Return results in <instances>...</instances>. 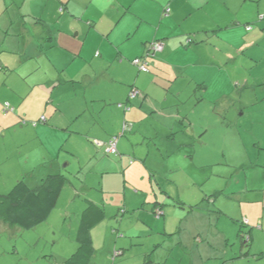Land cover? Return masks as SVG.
I'll return each instance as SVG.
<instances>
[{
	"label": "rangeland",
	"instance_id": "obj_1",
	"mask_svg": "<svg viewBox=\"0 0 264 264\" xmlns=\"http://www.w3.org/2000/svg\"><path fill=\"white\" fill-rule=\"evenodd\" d=\"M228 6H233L230 13L235 10L233 18L242 19L238 24L229 19L230 25L220 37L212 36L215 45L199 50V62L207 67L208 75L199 66L192 71L194 79L187 73L185 80L176 82L171 92L176 95L182 89L183 95L173 105V93L168 94L161 115L166 121L158 114L140 120L123 117L119 102L97 109V118L106 130L113 131L121 117L122 125L124 120L128 122L127 132L120 138L125 149H118L125 157L104 152L105 157L122 161L121 166L102 173L94 165L101 154L97 158L90 147L76 148L78 158L70 156L61 163L68 182L51 216L32 229L9 224L0 227V264H66L79 249L80 216L89 200L105 206L106 217L92 229L95 252L87 264H140L149 252L163 264H264V232L259 225L264 200L258 198L264 193V39L261 46L247 47L248 58L235 51L242 45L237 39L247 26L254 30L264 26V20L243 18L257 16L259 7L264 10V0L210 3L216 16ZM228 51L233 58L225 56ZM135 67L137 75L143 73ZM119 72L114 71L115 75ZM158 85L154 93L162 96L168 85L163 81ZM202 95L205 99L199 102ZM224 97L228 98L218 103ZM7 104L11 113L5 112ZM3 105L4 174L0 185L4 187L0 192L8 193L21 180L36 186L32 184L42 175L40 169L48 172L51 164L44 163L43 143L31 140L20 145V128L7 120L15 107L9 100ZM179 108L182 117L172 130L176 140H169L166 131L171 134L174 120L165 113ZM182 139L185 145H181ZM62 151L66 155L65 146ZM28 160L40 165L35 173ZM133 163L142 167L133 170ZM254 204L259 207L251 209ZM245 218L255 222L247 223ZM118 250L123 253L113 261Z\"/></svg>",
	"mask_w": 264,
	"mask_h": 264
},
{
	"label": "crops",
	"instance_id": "obj_2",
	"mask_svg": "<svg viewBox=\"0 0 264 264\" xmlns=\"http://www.w3.org/2000/svg\"><path fill=\"white\" fill-rule=\"evenodd\" d=\"M212 1L0 0V114L3 116L0 118V178L4 174V100H9L15 107L11 115L12 109L5 107V112H10L7 114L9 125H17L22 132L20 145L31 140L45 145L42 157L44 163L51 164V168L48 172L40 169L42 175L37 176L32 185L38 186L50 174H64L60 169L62 161L70 156L78 158V147L92 148L97 158L101 154L94 165L102 173L114 168L117 171V165L122 161L119 163L117 158L105 157L106 143L117 136L118 149H125V141L120 138L127 132L128 122L124 120L122 125L123 117L140 120L147 114L151 117L158 114L166 121L161 115L165 112L168 94L173 93L174 102L183 95L182 89L176 95L171 92L176 88V82L180 78L185 80L187 73L194 79L196 75L192 71L199 66L203 67L204 75L209 73L199 62L201 47L215 45L210 41L211 37H220V32L230 25L229 19L236 24L242 19L236 18L238 15L233 18L235 10L230 13L229 8L233 6L225 7L224 13L216 16L217 12L210 7ZM258 9L257 16L247 14L248 17H243L245 21L264 20V14L259 17L264 10ZM65 24L69 27L62 28ZM247 28L245 34L237 39L242 40V45L235 47V51L243 52L241 57L245 58H248L245 54L247 47L261 46L260 40L264 39V26L256 30ZM190 38L193 39L191 42ZM155 40L164 41L165 48L150 58L148 72L142 71L137 75L133 59L147 54V43ZM232 53L228 51L225 56L233 58ZM15 54L16 57H12ZM249 59L257 61L254 57ZM115 70L121 72L115 75ZM161 81L168 85V89L162 90V96H156L154 87H158ZM134 85L141 89L142 95L131 101L128 111L120 109L124 116H119L117 120L121 117V121L116 123L113 131L106 130L107 126L99 122L96 110L117 102L131 104L128 98ZM201 86L209 89L203 82ZM226 98H221L218 103ZM180 109L165 113L167 118L174 120L171 134H168L169 129L165 134L169 140H176L172 130L182 117ZM36 120L39 122H33ZM118 131H121L119 135H113ZM184 139L181 145H185ZM96 141L102 144L97 145ZM63 146L66 155L62 151ZM119 156L121 159L125 157L120 152ZM27 163L35 167L33 173L40 166L29 160ZM77 165L79 167L80 162ZM139 167H142L140 163H133L131 168ZM258 198L264 200V193H259ZM93 202L89 200V204ZM257 207L259 205L254 204L251 209ZM103 210L99 216L96 213L91 219L89 217L96 222L92 229L106 217L105 206ZM82 216L85 215L81 214L80 220ZM245 219L247 223L255 222V219ZM7 225L0 220V227ZM259 225L264 232V210ZM147 254L152 257L151 252L146 253L144 261ZM152 259L158 262L157 257Z\"/></svg>",
	"mask_w": 264,
	"mask_h": 264
},
{
	"label": "trees",
	"instance_id": "obj_3",
	"mask_svg": "<svg viewBox=\"0 0 264 264\" xmlns=\"http://www.w3.org/2000/svg\"><path fill=\"white\" fill-rule=\"evenodd\" d=\"M167 11H170V9L168 8ZM247 29H251V27L248 26ZM192 40L193 39L190 38L189 42H191ZM155 41L162 42L163 49L165 48L164 41L162 40H155ZM152 42L154 41H151L149 45ZM147 49L149 48L147 47ZM155 54L156 52H153L150 55H148L147 58L148 64L150 63V58ZM143 56L144 55L140 57ZM135 59H133V62ZM149 70L150 69H148V71ZM134 87L140 89L137 86ZM134 87H132V89ZM203 99H205L204 95L200 96L198 100L201 102ZM128 100L130 101V103L133 100L130 99V94ZM123 104H128L130 106L128 102ZM113 155L117 156V154H113ZM67 182H68V177L65 174H50L48 176H45L42 179V182L35 188L30 187L25 182V180L18 181L8 193L0 192V220L8 223L10 226H19L20 228H24V229L35 228L38 224L47 220L52 210H54V208L57 206L60 194ZM103 211H104L103 206H101L100 204L98 205L94 202L90 203L85 208V211L82 213V215L84 214L85 216L84 217L82 216L80 228L78 232L79 249L69 259L66 260L67 262L66 264H69V262H71V264H87L92 260L95 249H94L91 229L96 222L90 219L92 218L91 217L92 215L97 213V216H99L100 214L103 213ZM241 232L242 230H240V233ZM116 257L117 256L113 255L112 260L115 261ZM140 264H162V263L155 262L152 259L151 255L147 254L146 260Z\"/></svg>",
	"mask_w": 264,
	"mask_h": 264
},
{
	"label": "built area",
	"instance_id": "obj_4",
	"mask_svg": "<svg viewBox=\"0 0 264 264\" xmlns=\"http://www.w3.org/2000/svg\"><path fill=\"white\" fill-rule=\"evenodd\" d=\"M163 49V43L160 42V41H154L152 42L150 45H149V49H148V53L145 54L143 57H137L135 60H134V63L139 67V69L141 71H148L149 69V64H148V55H150L151 53L153 52H157V51H161ZM142 95V92L140 89L138 88H133L130 92V99H135L137 98L138 96ZM120 106L124 107L125 109H130L129 105L128 104H123V103H120L119 104ZM7 109H10L9 108V104L6 105ZM96 144L97 145H100L102 144L101 142H98L96 141ZM107 152L108 153H111V154H117L119 155V151H118V137L117 136H114L112 137L107 143ZM159 216V214H157ZM121 253L120 250L118 251H115L114 255L117 256Z\"/></svg>",
	"mask_w": 264,
	"mask_h": 264
}]
</instances>
